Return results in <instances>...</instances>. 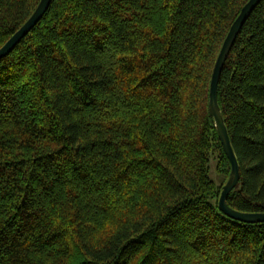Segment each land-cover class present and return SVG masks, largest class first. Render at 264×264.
<instances>
[{
    "label": "trees",
    "instance_id": "16d2710c",
    "mask_svg": "<svg viewBox=\"0 0 264 264\" xmlns=\"http://www.w3.org/2000/svg\"><path fill=\"white\" fill-rule=\"evenodd\" d=\"M41 1L0 0V49ZM249 1H52L0 60V264H264V223L219 208L231 164L209 110ZM218 99L228 205L264 213V1Z\"/></svg>",
    "mask_w": 264,
    "mask_h": 264
},
{
    "label": "water",
    "instance_id": "95a60500",
    "mask_svg": "<svg viewBox=\"0 0 264 264\" xmlns=\"http://www.w3.org/2000/svg\"><path fill=\"white\" fill-rule=\"evenodd\" d=\"M53 0H42L28 22L8 41V43L0 49V60L8 57L14 49L31 33L36 25L43 19ZM264 0H250L243 8L240 16L233 24L225 43L218 57L211 81L210 90V115L215 122V126L222 143L224 152L231 164V174L228 182L223 187L220 199L219 208L229 218L245 223V224H262L264 223V213H243L232 209L228 205V197L231 192L236 189L240 183L241 173L238 159L233 149L231 139L227 130V126L219 105L218 86L221 73L225 63L231 53V50L250 15Z\"/></svg>",
    "mask_w": 264,
    "mask_h": 264
},
{
    "label": "rangeland",
    "instance_id": "374dc122",
    "mask_svg": "<svg viewBox=\"0 0 264 264\" xmlns=\"http://www.w3.org/2000/svg\"><path fill=\"white\" fill-rule=\"evenodd\" d=\"M211 177L217 183L218 186H220L224 181V178L217 173L215 166L212 169Z\"/></svg>",
    "mask_w": 264,
    "mask_h": 264
}]
</instances>
